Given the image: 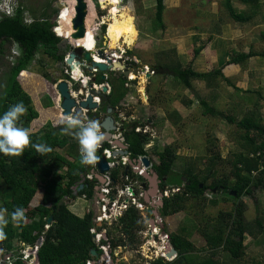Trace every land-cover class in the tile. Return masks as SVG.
I'll list each match as a JSON object with an SVG mask.
<instances>
[{
    "label": "rangeland",
    "instance_id": "1",
    "mask_svg": "<svg viewBox=\"0 0 264 264\" xmlns=\"http://www.w3.org/2000/svg\"><path fill=\"white\" fill-rule=\"evenodd\" d=\"M17 1L27 11L31 10L36 14L49 3L48 13L53 9L57 10V14L55 17L53 16L55 26L57 28L66 26L71 29L70 21L73 17L74 0ZM86 1L88 14L85 19V38L87 36L93 37L97 46L117 55L116 57L121 52L122 60H135L138 68L145 65L154 68V65L160 63L167 69V71L158 70L149 79H145V72L142 73L143 82L138 78L133 83L126 82L133 98L132 101H128V105L121 106L118 110V116L126 117V115L131 114L127 117V121L134 119L145 124L147 118L151 119L153 123L148 127L152 131L151 134L154 133L155 136L150 140L152 145L147 149L148 155L156 158L165 145H170L177 155L172 170L177 177L186 174V168L193 169L194 173L200 176L205 175L213 157H216L213 168L215 175L208 178L206 185H210L216 178L225 175L230 176L231 162L234 159V154L239 152L238 145L243 143L245 131L235 124L228 123L225 119L204 114L205 110L200 105V101H205L207 105L214 107V111L217 112L218 110L224 116H236L238 119L247 115L246 110L242 111L241 115L234 114L235 116L232 112H225L223 105L225 108L227 107L224 100L226 98L235 100V97L233 96L234 92L226 95L225 84L220 76H211L205 81L193 80L191 81V89H186L177 79L165 73L177 64L182 68L189 66L195 70L198 68L200 72H208L212 68L211 72L222 63L219 60H224L226 53L230 51L228 47L236 49L237 46H241V49L245 48L247 52L254 51L264 54V0H259L255 9L242 4L239 0H230L232 7L238 13L246 15L255 13L252 21L247 24H240L231 19L225 8L226 0H164L163 30L155 23L154 0H112L113 5L108 13L104 7L105 4H99L101 0ZM118 8H124L122 10L128 11L133 16L134 21L127 24L125 20L116 19L117 13L121 11ZM27 11L23 13V16L31 19ZM104 20L108 23L105 24ZM101 26H105V28L102 30ZM56 33L58 34V32L54 33L57 36ZM124 34H131L135 37L133 45L127 46L123 43ZM59 38L63 39L62 37ZM71 44L74 45V43ZM67 46H69L67 42L60 41L59 47L62 52L66 51L65 56L68 53ZM11 47L12 44L6 43L3 46V57H0V93L6 84L5 74L12 64ZM195 50L199 51L194 56ZM214 53H217L219 65L214 59ZM243 65L246 69V77H242L245 83L244 87L259 91V97L256 95L250 97V102L257 105L260 100L264 101V55L257 58L253 57L244 62ZM63 66L62 63L53 62L39 51L34 62L21 77L22 82L20 76L18 77L21 88L28 94L34 95L32 97L36 104L33 107L39 111L38 118L29 125V133H36L47 123L54 127L63 125L59 115L61 110L58 102L53 103V99L56 97L55 85L64 80L61 79ZM116 72L113 77L117 78L119 75ZM42 74L48 75L49 81L43 79ZM85 74L88 75L89 73L85 70ZM65 80L69 81L68 77ZM256 83H260L262 86L256 89ZM84 86L86 87L87 84L82 87V84L78 82L74 85L73 90L80 88L84 92ZM141 89L144 95L141 93ZM243 97L246 98V94ZM49 101L52 105L50 107L45 106ZM54 101L56 100L54 99ZM148 103L151 104L149 109L145 107V105H149ZM41 112L45 113V118L42 121L40 120ZM257 112L259 111L257 110ZM174 114L179 116L178 120ZM165 116L170 119H165ZM252 133L255 134V132H251L250 135ZM68 144L72 146L69 148L71 157L76 156L78 158L80 152L78 153L77 140L74 141V144L70 141ZM65 153L60 151V154L65 155ZM66 170L65 167L61 172ZM86 171L84 177L82 176L81 184L83 185L85 176L91 174L92 180L96 179V185H98L99 181L95 175L96 167H90ZM127 172L126 180L129 184L131 181L130 170L128 169ZM113 182H117V180H113ZM167 185L170 188L169 193H172L171 187H177V185L169 183ZM77 188V186L73 187V190ZM42 193V188H39L25 212L26 220L24 223H29L33 219L32 210L41 203ZM229 195L231 194L225 195L217 191L211 194L208 189L204 191L202 198L188 197L183 211L163 217L164 222L161 220L162 223L158 226L159 232L163 234L168 243H170V235L174 234L182 235L191 242L194 247L191 255L194 257L195 263L212 257V251L206 246L202 232L210 231L211 225L214 224L219 213L229 212L233 209V200L228 198ZM79 198L83 199V196ZM95 199H97V195L89 202L86 199L83 200L87 202L88 206H91V204L97 205ZM242 200L246 205V222L256 233L257 227L254 222L256 218L261 221L264 227V190H257L253 193V197H243ZM154 201H157L156 197H154ZM213 201L216 202L215 205L211 203ZM84 208L85 203L83 202L79 209L83 211ZM156 208V204H153L152 209H149L147 213L150 214V211L157 213ZM74 213L78 217L84 215V213L76 210ZM145 218L147 220L146 214ZM150 221L152 223L154 218L150 217ZM95 227L103 229L106 232L105 236L110 239L114 238V233L119 228L118 225H112L110 222L103 223L100 227L95 225ZM135 238L134 248L127 252L120 250L119 254L123 252L121 256L124 261L121 260L123 258L120 256L118 261H123L125 264H137V261L141 262L142 260L144 264H147L145 262L149 260L141 257L140 247L144 243L145 252L149 247H155L154 250L156 251L155 245L160 244L154 240L152 235L145 236L144 239H140L138 236ZM13 243L20 246L16 240H13ZM111 243H114V240L109 241V245ZM245 245V254L238 261L231 260L228 253L221 249L215 251L213 260L218 264H264V234L260 233L255 238H246ZM163 254L167 262L173 258L172 255L169 256V250L164 251ZM147 255L151 259L154 258L148 252ZM2 261L3 257H0V263Z\"/></svg>",
    "mask_w": 264,
    "mask_h": 264
},
{
    "label": "trees",
    "instance_id": "2",
    "mask_svg": "<svg viewBox=\"0 0 264 264\" xmlns=\"http://www.w3.org/2000/svg\"><path fill=\"white\" fill-rule=\"evenodd\" d=\"M155 1L154 19L160 29H164L162 23V14L164 10V0ZM242 4L249 5L250 8L257 7L259 0H239ZM90 4V3H89ZM100 5H104L107 13L112 8V0H101ZM49 3L43 6L39 13L22 7L21 3L11 18L0 20V57H3V46L6 43L17 46L19 56L15 59L6 72V84L0 93V114H3L10 105L22 102L26 108V112L20 117L18 126L29 129L32 121L38 118V112L34 109L30 96L21 88L18 76L21 77L29 69L34 62L35 56L41 51L49 57L53 62L62 63V74L65 68L64 58L65 52L59 47L60 38H68L70 40L72 29L66 26L56 29L57 36L52 32L55 26L54 18L57 10H51ZM225 8L232 20L240 24H247L252 21V12L249 15L238 13L231 5L230 0H226ZM120 10L124 8H118ZM27 11L32 19L29 25L23 22V13ZM105 26H101L103 30ZM85 48H93L95 40L93 37L87 36L85 39ZM67 52L69 46L66 47ZM100 48V46H98ZM199 50L194 51V56ZM129 53V52H128ZM130 54V53H129ZM257 56L254 51L247 53H238L231 56L228 60L222 61L219 67L208 73H198L191 66L182 68L177 64L168 70V73L177 79L186 89H191V81H205L211 76H220L222 69L230 64H243L252 57ZM135 66V63H129ZM166 67L155 66V72L165 70ZM113 72L109 73L107 80L101 79V73L95 77L97 85L107 84L110 86V93L106 96L105 107L115 109L119 103L125 98L128 89L124 87L127 82L122 74L119 77H113ZM42 78L49 81L46 74H42ZM63 74L61 79H65ZM22 82V81H21ZM135 82V81H133ZM132 82V83H133ZM23 84V83H22ZM52 103L49 101L45 106L50 107ZM200 105L205 110L204 114L213 117L225 119L230 124H235L244 129V148L245 150L234 155L231 162L230 176H222L214 179L208 187L205 185L209 177L215 175L213 168L215 167L213 157L210 161V167L207 168L206 174L200 176L194 173L191 168H186L183 174L187 181L191 182L190 186H186L183 196L182 193H175L169 198H165L162 202L160 210L161 217L171 216L185 209V203L189 198H202L206 189L222 187L221 194L234 192L235 195H229V199L233 200V209L229 212H222L217 215L216 221L211 225L210 231H203L202 236L206 242V246L212 251V257L194 262L191 255L194 247L182 235H170V243L176 250L178 256L183 257L186 264H218L213 260L215 251L221 249L228 253L233 261L242 259L245 254V241L247 236L255 238L260 233L264 234V227L261 221L256 218L255 225L257 232L255 233L245 219L246 205L243 197H253V193L257 190H264V172L259 170L260 159L249 157V154L256 153L264 147V142L259 146H255V142L250 138L251 132H256L264 136V126L258 123H252L250 119L236 121L232 117L224 116L220 112L214 111L208 107L205 101H200ZM56 111V108H55ZM60 119L63 116L61 114ZM177 120L179 116L174 114ZM129 116V115H126ZM45 118V113L41 112L40 120ZM39 121V122H41ZM146 122V121H145ZM137 125L144 126L143 123L137 121L132 123L133 127ZM64 125L54 127L50 123L44 125L36 133H30V145L26 147L20 156H6L0 154V208H5L11 213L16 207H22L26 212L28 206L37 193L42 188L41 203L33 208V219L29 223L16 226L9 218V223L4 227L7 238L0 241V251L2 257L9 255L5 264H83L89 256V251L93 249L96 255L102 253L98 245L93 241L90 229L92 227V210H88L82 217H78L68 209V201L84 196L89 202L95 196L96 179L91 181L84 180L83 188L74 194L73 187H79L82 176L84 177L86 167L80 162V156L71 157L70 141L74 144L76 140L74 135H69L61 131ZM74 131V130H73ZM124 141L128 146L129 159L136 160L139 156H148L145 145L151 140L148 134L135 133L125 131L123 134ZM31 143H45L51 151L45 155H39L31 148ZM246 144V146H245ZM105 144L103 148H108ZM60 151L66 152L65 155ZM102 149L97 151L99 157ZM159 165L153 167L154 172L159 178H166V183L180 186L179 178L174 174L173 165L177 159L175 150L166 145L157 154ZM67 168L65 172H61L63 168ZM60 170V171H59ZM257 175L253 176V173ZM112 180L118 179L119 173L114 170L111 173ZM182 175V176H183ZM132 176V174H131ZM127 178V175H126ZM67 180V182H66ZM164 184V183H162ZM198 184H203L199 188ZM223 200H226L223 198ZM214 205L215 201L211 202ZM138 211L129 208L127 212L118 220L122 232H124L131 244L135 243L136 233L143 227L139 221ZM52 216V222L45 230L46 220ZM7 217V213H6ZM16 240L20 246L13 243ZM101 245V244H99ZM176 264V262H174ZM158 264V263H156Z\"/></svg>",
    "mask_w": 264,
    "mask_h": 264
},
{
    "label": "water",
    "instance_id": "3",
    "mask_svg": "<svg viewBox=\"0 0 264 264\" xmlns=\"http://www.w3.org/2000/svg\"><path fill=\"white\" fill-rule=\"evenodd\" d=\"M75 5L73 7V17L70 21L72 33L70 35V40L77 41L80 39L85 38L86 34V27H85V19L88 14V5L86 0H74ZM58 37V36H57ZM65 42L69 44V50L64 58V63L68 67L71 74L76 77L84 75L82 72L85 70L90 74H92L93 70L97 73H101V79L105 80L107 74L112 72H120L122 76L127 79V77L132 73L133 75L137 76L145 72V68L141 67L138 68L135 66H127L126 62L121 59H114L112 54L107 50H102L94 46L92 51L86 50L82 47V45H72L68 38H63ZM61 40V41H62ZM94 57H97L99 61H95ZM152 71V67L148 69V72ZM145 73V79L150 78V74ZM78 75V76H77ZM19 77V76H18ZM85 81V80H84ZM93 82H95V78H93ZM83 87V85H82ZM85 87V86H84ZM87 87V86H86ZM84 89V88H83ZM56 90L59 94L60 101L58 102V106L61 110V115L64 117L66 115H74L78 116L82 121L88 120H95L98 122L100 131L104 135V140L101 141L98 147H103L105 144H108L111 141V146H116L119 148V151H112V155L116 156H127L128 150L127 147L120 142L119 139H111L112 132L116 131V126L114 125V120L111 117V108L106 110L107 115L103 119H99L97 116L98 112V104L93 101V98L98 96L101 92L105 93L107 91V86L102 85L98 87V89H94L92 84L88 85V88H85V91L82 92L83 94L86 93V97L84 100H79L78 102L73 99L69 93L68 83L65 80H61L56 85ZM98 90V91H97ZM133 127L130 128L129 131H132ZM114 136V135H113ZM142 165L147 168L150 167V161L147 157L142 156L138 159ZM133 162L129 159L128 163L126 164L125 171H127L128 167L133 166ZM97 172L95 173L96 178L99 182H102L101 176L109 171V167L107 164L106 159L103 156H99L98 161L95 164ZM155 178H157L155 174ZM186 179L183 178V181ZM83 188V185L80 184L79 187L76 189V192L80 191ZM201 188V185H199ZM216 189H213V193H215ZM232 196L235 195L234 192L231 193ZM52 216L48 217L46 220L47 224L52 222ZM93 238V236H92ZM176 254L175 250L172 249L169 256ZM90 256H96V253L93 249L89 251ZM179 264H186V261L183 257L178 259Z\"/></svg>",
    "mask_w": 264,
    "mask_h": 264
},
{
    "label": "built area",
    "instance_id": "4",
    "mask_svg": "<svg viewBox=\"0 0 264 264\" xmlns=\"http://www.w3.org/2000/svg\"><path fill=\"white\" fill-rule=\"evenodd\" d=\"M18 8H19V3L17 0H0V20L4 19V18L13 17ZM23 21L26 25H29L30 23H32V19H29L27 17H24ZM54 30H56V28H54ZM99 49H101V48H99ZM112 56L114 57V59H119V57H116L115 54H112ZM11 59H12V63H13L14 58H11ZM82 72L84 73V75L76 77L70 73V71L66 65H65V68L63 70V74L66 77H68V80H69V81L65 80L68 83L69 93H70L71 97L73 99H75L77 102L79 100H84L87 95H86V93L83 94L80 88H78L77 90H73L74 85L78 82H80L82 85H84L86 83H91V82H93V78H95L96 74H97V72H95V70H93L92 74L86 75L84 70H83V66H82ZM145 72H148L147 68H145ZM148 73L150 75H153L152 71H149ZM132 80H134V79H131L130 76L127 79L128 82H131ZM91 84H94V82ZM56 85H55V89H56ZM93 87L96 88L95 85ZM125 87L128 88V84H125ZM55 93H56V97L54 99L56 101H54V99H53V103H57L60 101V97H59L57 90H55ZM93 100L97 101V98H93ZM134 131L136 133H140V132L145 133L148 130H147V128H143V129L135 128ZM111 139H119L120 142L123 143L127 147V144L123 141V138L121 137L120 133L112 136ZM110 143H111V141H109L107 144V145H109L108 148H102V155L105 157V159L107 161L109 171L105 172L101 176L102 182H100L94 188L95 192H96L95 195H97V199H95L97 205H94V204L93 205L95 208L96 207H98V208H96L97 212L93 215L94 217L92 216V227L90 229V233L93 236V241L98 245V248L102 251L101 258L97 264H112V259L118 258V253H117V247H114L115 246L114 243H111L109 245V241H111L113 239L108 238V236L106 237L105 236L106 232L103 231V229H101V228H96L95 225L100 227L101 225H103V223H107V222H110L111 224L113 222L115 223L117 220H119V218H121L123 216L124 212H126L129 208H132V207L133 208L135 207L137 210H141V211L143 210V206L139 202V199H137V198H140V196H141L140 189H139L138 194L136 196V194L132 193L133 191L131 190L132 189L131 184L130 185H127V184L122 185V183L124 181H126V179H127L125 176L120 175L119 180L117 182H113V180L111 178L110 173H111L112 169L119 166L120 164L126 165L128 158L127 157H119L118 155L113 156L112 151H119L120 149L117 148L116 146H111ZM100 149H101L100 147L97 148V150H100ZM249 157L250 158H252V157L259 158L260 164H259V170L257 172H259V173L261 171L264 172V147L254 154L250 153ZM257 172H254L253 176L257 175ZM136 174L142 175L143 170L138 171ZM85 178H86V180L91 181L92 175L88 174L85 176ZM179 190H180L179 187H176V188L171 187L172 193H169V190L167 189V190H165L166 192H164V195L167 197L169 194L178 193ZM83 199H85L84 196H83ZM97 213H98V215H97ZM155 217H158V216H155ZM158 226H160V219L154 218V221L150 225V229H151L153 237L155 235H157V232H159ZM159 233H161V232H159ZM161 243H162V245L168 244V242L165 240V238H163L161 240ZM99 244H101V245H99ZM169 249L170 248H168L166 250H169ZM141 252L146 253L145 255L143 254V256H142L144 259H148V260L151 259L147 255L148 248H147V252H145L143 246H141ZM163 253L160 255L165 257V255ZM86 264H94V263L86 262Z\"/></svg>",
    "mask_w": 264,
    "mask_h": 264
},
{
    "label": "flooded vegetation",
    "instance_id": "5",
    "mask_svg": "<svg viewBox=\"0 0 264 264\" xmlns=\"http://www.w3.org/2000/svg\"><path fill=\"white\" fill-rule=\"evenodd\" d=\"M83 42H84V47H85V41H84V39H81ZM86 49H88V48H86ZM93 49V48H92ZM130 61H132V62H134L135 64H136V62L134 61V60H127L126 61V64H127V66H131L129 63H130ZM136 67H138V66H136ZM141 68V67H140ZM154 71V70H153ZM113 73H115V72H113ZM116 73H118V75L120 74V72H116ZM154 73H155V71H154ZM133 75V74H132ZM131 75V76H132ZM130 76V77H131ZM108 79V74H107V76H106V78H105V80H107ZM91 83H93V82H91ZM91 83H86L87 84V87H85V88H88V85L89 84H91ZM96 86V88H94V89H98V87H100V86H102V85H104V84H100V85H97L95 82H94V84H92V86ZM106 86V85H105ZM109 86V85H108ZM124 87H125V85H124ZM126 88V87H125ZM128 89V88H127ZM98 91V90H97ZM86 92V91H85ZM110 93V87H107V91L105 92V93H103V92H101L98 96H96V97H94V98H97V101L96 100H93L94 102H96L97 104H98V112H97V116H98V118L99 119H103L106 115H107V112H106V110L108 109V108H110V107H105V103H106V96L108 95ZM119 107H121V106H118V107H116L115 109H112L111 108V113H110V115H111V117L113 118V120H114V125L116 126V131L115 132H112V134L113 135H117L118 133H120L121 134V137L123 138V141H124V137H123V133L125 132V131H127V132H131V131H129L130 130V128L132 127V125L130 124V122L129 121H127V117H125V116H118V110H119ZM139 121V120H138ZM147 123H148V125L149 126H151V122H149V119H147V120H145ZM136 122V121H135ZM139 123V122H138ZM144 124V123H143ZM148 125L145 123V125L144 126H141L142 128H147V129H150L149 127H148ZM137 126H140V125H137ZM152 133V131L151 132H145V134H148L149 135V137H150V139H152V138H154V136H155V134L153 133V135L151 134ZM112 135V136H113ZM125 142V141H124ZM151 145L152 144H149V145H146L147 147H146V149H148V148H150L151 147ZM166 146V145H165ZM148 159H149V161H150V167H147V168H145L143 165H142V163L139 161V160H137L135 163H134V165L132 166V170L131 169H129V167H128V169L130 170V173H129V175H130V178H131V181H133L135 178H137L136 180H134V183L135 184H131V181H130V184H131V190L133 191L132 193L133 194H136V196H137V194H138V191H139V189H141V196H140V198H137V199H143V197H144V194H145V200L146 199H149V200H154V197H156L157 198V208H156V212L158 213H155L154 211H150V214H148L147 212H148V208H149V203L147 202V203H145V205L141 202V205L143 206V208H144V210H137L135 207H134V209L135 210H137L138 212V214H139V221H140V223L142 224V228L136 233V236H138V238H140V239H144V237L145 236H149V235H152V232H151V229H150V225H151V221H150V217L151 218H159L160 219V224L162 223V221L164 222V220H163V217H161L160 216V208H161V206H162V202H163V200L165 199V198H169L172 194H169L167 197L164 195V192H166L165 190H167L168 189V185H167V183H166V181H167V179L166 178H159L158 177V175L154 172V170H153V167H155V166H158L159 165V158H158V156L154 159V158H152V157H149V156H146ZM135 168V169H134ZM127 169V170H128ZM118 173H120L121 171H122V173H123V175H125V177H126V175L128 176V172L127 171H125V168H123V169H120L119 167H117L116 169H115ZM141 170H143V174L142 175H139V176H134V175H132L131 176V173H137L138 171H141ZM132 171V172H131ZM134 171V172H133ZM155 174H156V176H157V178H155ZM145 176V177H144ZM141 178V181L142 182H140V179ZM179 178V180H180V186H178L179 187V192L178 193H182V195L183 196H186L187 194L186 193H184L183 191L185 190L184 188L186 187V186H190L191 185V182H189V181H187V179L185 178V177H183L182 175L181 176H179L178 177ZM183 178H185L186 180L185 181H183ZM145 179V180H144ZM127 181V180H126ZM147 183V184H146ZM162 183H164V184H162ZM127 185H129L128 184V182H127ZM145 185H146V187H145ZM198 185H201V187H202V185L203 184H198ZM205 185H206V183H205ZM207 187H208V185H206ZM213 189H216V191L218 192V189H220L221 191H222V187L220 186V187H215V188H212V189H209V191L211 192V194H214L213 193ZM206 190H208V189H206ZM216 191H215V193H216ZM231 194V193H230ZM153 198V199H152ZM159 200H160V202H159ZM133 208V207H132ZM127 212V211H126ZM181 212V211H180ZM125 213V212H124ZM145 214L147 215V220H146V218H145ZM155 216H158V217H155ZM162 220V221H161ZM113 224H116V225H118L119 226V228L115 231V233H114V238H113V240H114V244H115V246L114 247H117V253H118V258H119V256L120 257H122L121 255H122V253L123 252H121L120 254H119V251L121 250V251H123L124 250V252H127V251H129L130 249H132V248H134V245H135V243H136V238H135V243H132L131 244V238H130V240H129V237L124 233V232H122V230H121V226L118 224V220L114 223H112V225ZM108 233H109V231H108ZM164 238V236H163V234H161V233H159V232H157V235H155L154 236V240L158 243V244H160V245H155L156 246V251L154 250L155 249V247H149L148 248V253L150 254V255H152L154 258L153 259H151V260H149V261H146L145 263H147V264H156V263H158V264H175L174 262H176V264H179L178 263V259L180 258V256H178V254H177V252H176V250L174 249V247L172 246V244L171 243H168V244H166V245H162V243H161V240ZM142 246H145V244L143 243L142 244ZM168 248H170V249H174L175 250V253L176 254H173L172 256H173V258L172 259H170L168 262L167 261H165L164 260V257L163 256H161L160 254H162L166 249H168ZM139 252H141V247H140V249H139ZM101 255H102V253L101 254H99V255H96V257L95 258H97V263H98V260L101 258ZM140 255H141V257L143 256V253H140ZM159 257V258H158ZM118 258H113L112 259V264H125L123 261H124V258L123 259H121V260H123V261H118ZM144 261V260H143ZM137 264H144V262H142V260H141V262L140 261H137Z\"/></svg>",
    "mask_w": 264,
    "mask_h": 264
},
{
    "label": "clouds",
    "instance_id": "6",
    "mask_svg": "<svg viewBox=\"0 0 264 264\" xmlns=\"http://www.w3.org/2000/svg\"><path fill=\"white\" fill-rule=\"evenodd\" d=\"M23 19H24V16H23ZM54 28H57V27L55 26ZM52 32L55 33V30L53 28H52ZM95 47L96 49L98 48L96 43H95ZM121 55L122 54L120 53L118 57L119 59L122 60V58L120 57ZM11 56H12L11 58H14V61L19 56L17 46L15 45L14 42L12 43V47H11ZM123 61L126 62L127 59ZM152 72L154 74L153 69H152ZM133 81H135V79L132 80L131 82ZM25 112H26V108L24 104L22 102H18L14 105H10L8 109L5 112H3V114H0V154L6 155V156H20L23 153L24 149L30 145L29 130L27 128L18 126V121ZM135 121L136 120L132 119V122L130 124L132 125V123H134ZM61 123L64 125L61 131L69 135H74V137L76 138L79 144L80 162L84 165H92V167H94L96 162L99 159L96 152L100 150H97V148L99 144L101 143V141L104 140V135L100 131L98 122L95 120H88L85 122V121H82L78 116L66 115L62 118ZM135 128L143 129L141 126H136V127H133V130ZM147 130H148L147 131L148 133L151 132L150 129H147ZM141 134H145V133H141ZM149 143L151 144V142L149 141L146 145H149ZM146 145L144 147L145 150H147ZM31 148H33L35 152L41 156L51 151V148L45 143H31ZM100 148L102 149L103 147H100ZM127 150H128V146H127ZM100 155L103 156L102 151ZM119 157H127L129 160V153L127 156H119ZM139 157H142V156H139ZM117 167H119L120 169H123V165L121 164ZM117 167L113 168L112 171H114ZM120 175H123V173L118 175L117 181L119 180ZM132 175L136 176L137 174L134 172V174ZM169 189L170 188H168V190ZM76 193H77L76 190H74V194ZM6 213H7V217H6ZM8 217H10L11 221L18 227L21 226L23 222L26 220L25 211L22 207H16L11 213H8V210L5 208H0V241L7 238V234L4 231V227L9 223ZM171 250L172 249H169L170 252Z\"/></svg>",
    "mask_w": 264,
    "mask_h": 264
},
{
    "label": "crops",
    "instance_id": "7",
    "mask_svg": "<svg viewBox=\"0 0 264 264\" xmlns=\"http://www.w3.org/2000/svg\"><path fill=\"white\" fill-rule=\"evenodd\" d=\"M230 42V41H229ZM262 45V44H261ZM226 48V47H225ZM228 48H230L229 50V52L228 53H226L227 55H226V57L224 58V60H219V61H226V60H228L231 56H233V55H235L236 53H247V50L245 49V48H242L241 49V46H237V48L236 49H234L233 47H228ZM264 48V47H263ZM256 54H257V56H255L256 58L257 57H261V56H263L264 54L262 53V52H259V53H257V52H255ZM253 58V57H252ZM214 59L217 61H215L214 60V62H216L217 63V65H219V63H218V58H217V53H214ZM251 59V58H250ZM129 60V59H128ZM131 60V59H130ZM154 66H163L162 64H160V63H158V64H156V65H154ZM244 66L245 65H243V64H230V65H227V66H225L223 69H222V72H221V75H220V79L223 81V83L225 84V91H227L226 92V95H228L229 93L231 94L232 92H234V97H235V100H228L227 98L224 100V104L226 105V107L227 108H225V106L223 105V107H224V109H225V112H227V111H229V112H232V114L234 115H241L240 113L242 112V111H244V110H246L245 111V113L247 114L246 116H243V117H240V119H238L235 115V117H233V116H231V115H228L227 117H232V118H236L235 120L236 121H242V120H244V119H250V120H252L253 122L252 123H258V124H260L261 126H264V101L263 100H260V102L257 104V105H255V104H252L251 102H250V97L251 96H254V95H256L257 97H259V91L258 90H249V89H246L244 86V82H243V80H242V77L244 78V77H246V69H244ZM164 67V66H163ZM144 68H147V69H149V67H147L146 65L144 66ZM215 68H218V66L217 67H215ZM152 69H153V67H152ZM212 68H210L209 70H208V72H210V70H211ZM154 70V69H153ZM194 71H196V72H198V73H208V72H200V70H198V68H197V70H195V69H193ZM155 71V70H154ZM156 73V72H155ZM165 74H169L168 72H166ZM170 75V74H169ZM171 76V75H170ZM262 79V78H261ZM207 80V79H206ZM199 81H201V80H199ZM191 86H192V83H191ZM260 86H262V85H260V83H256V89L257 88H260ZM27 93V92H26ZM28 94V93H27ZM244 94H246V98H244L243 96H244ZM29 96H30V98H31V100H32V104L35 106V101H34V99H33V97L32 96H34L32 93L31 94H28ZM132 96H131V94H130V92H129V90H128V93L126 94V96H125V98L119 103V106H126V105H128V101L130 102V101H132ZM38 103V102H37ZM123 103V104H122ZM149 104V103H148ZM150 105L151 104H149V105H145V107H148V109H149V107H150ZM209 107H211V108H213L214 109V107H212V106H210V105H208ZM228 109V110H227ZM217 110V109H216ZM257 110L260 112H257ZM218 111V110H217ZM37 112H39V111H37ZM129 116H131V114L129 115ZM129 116H126V117H129ZM171 115L169 114V117H170ZM148 119V118H147ZM165 119H170V118H167L166 116H165ZM36 120V119H35ZM34 120V121H35ZM132 120V119H131ZM131 120H128L130 123L132 122ZM150 121L149 122H151V123H153L152 121H151V119H149ZM147 125H148V123H146ZM149 126V125H148ZM243 137H244V135H243ZM250 138H252L253 139V142H255V146H259L260 144H262L263 142H264V136H262V135H260V134H258V133H256L255 132V134L254 133H252V135H250ZM243 142H244V140H243ZM78 143V142H77ZM79 145V144H78ZM245 146H246V144H245ZM238 147H239V152L238 153H235V154H239V153H241L242 151H244L245 150V148H244V143H241L240 145H238ZM146 152H147V150H146ZM78 153H79V151H78ZM147 154H148V152H147ZM234 154V155H235ZM149 157H151L150 155H148ZM139 158V157H138ZM138 158L136 159V160H132V161H134L133 162V165H134V163L138 160ZM128 161L129 160H127V162L126 163H128ZM124 166L125 165H123V168H124ZM84 167H86V169L88 170L90 167H92V165H84ZM132 168V166H130L129 167V169H131ZM132 170V169H131ZM89 172V171H88ZM132 172V171H131ZM134 172V171H133ZM122 173V171L119 173V174H121ZM132 174H134V173H132ZM145 177V176H144ZM137 178H135L134 180H136ZM134 180L133 181H131V184H135L134 183ZM140 180V182H142L141 181V178L139 179ZM145 180V179H144ZM144 182V181H143ZM98 184H99V182H98ZM125 184H127V181H124L123 183H122V185H125ZM147 184V183H146ZM129 185H130V183H129ZM145 187H146V185H145ZM140 191H141V189H140ZM85 203V208H84V210L83 211H81L80 209H79V206H80V204L81 203H83V202ZM139 202L141 203H143L144 205H145V203H149V208L148 209H152V207H153V204H156V206H157V201L155 202L154 200H149V199H146L145 200V194H144V197H143V199H140L139 200ZM159 202H160V200H159ZM87 207H88V209H87ZM68 209L73 213V214H75V215H77L76 213H74L75 212V210L76 211H78V212H81V213H86L89 209L90 210H92V214L94 215L96 212H97V209L94 207V205L93 204H91V206H88L87 205V202H85V200H83V199H81V198H76V199H74V200H69L68 201ZM75 209V210H74ZM78 216V215H77ZM80 217V216H79Z\"/></svg>",
    "mask_w": 264,
    "mask_h": 264
},
{
    "label": "bare ground",
    "instance_id": "8",
    "mask_svg": "<svg viewBox=\"0 0 264 264\" xmlns=\"http://www.w3.org/2000/svg\"><path fill=\"white\" fill-rule=\"evenodd\" d=\"M111 17V16H110ZM113 18V17H112ZM116 19H119V20H125V22L127 23V24H131L133 21H134V19H133V16L131 15V14H129V12L128 11H125V10H121V11H119L118 13H117V17H116ZM110 20V19H109ZM104 23L105 24H107L108 22H106L105 20H104ZM57 29V28H56ZM55 32H56V30H55ZM69 40V39H68ZM134 41H135V37L133 36V35H131V34H124V39H123V43H125L127 46H131V45H133V43H134ZM70 42V41H69ZM82 45V47L84 46V42L80 39V40H77V41H74V45ZM85 48V47H84ZM86 49V48H85ZM86 50H89V51H92L93 49L92 48H88V49H86ZM94 60L95 61H99V59L97 58V57H94ZM135 61V60H134ZM132 75V73H130V75L129 76H131ZM131 79H136V78H138L139 80H141L142 82H143V79H144V76H143V74H139V75H137V76H135V75H132L131 77H130ZM141 91V93L143 94V92H142V89L140 90ZM144 95V94H143ZM144 97V96H143ZM145 98V97H144ZM48 227H49V224H46L45 225V230H47L48 229ZM2 256V252L0 251V257ZM10 257V254L9 255H5L4 257H3V261L0 263V264H5V262H6V260L8 259ZM96 256H88V258L86 259V260H84V262H83V264H86V262H92V263H94V264H97V258H95ZM100 260V259H99ZM98 260V261H99Z\"/></svg>",
    "mask_w": 264,
    "mask_h": 264
}]
</instances>
